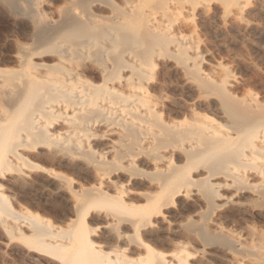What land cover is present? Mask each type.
<instances>
[{
  "label": "bare ground",
  "instance_id": "6f19581e",
  "mask_svg": "<svg viewBox=\"0 0 264 264\" xmlns=\"http://www.w3.org/2000/svg\"><path fill=\"white\" fill-rule=\"evenodd\" d=\"M246 2L0 0L25 21L0 57V178L102 224L66 264H264V99L193 31ZM31 222L30 247H62Z\"/></svg>",
  "mask_w": 264,
  "mask_h": 264
},
{
  "label": "rangeland",
  "instance_id": "374dc122",
  "mask_svg": "<svg viewBox=\"0 0 264 264\" xmlns=\"http://www.w3.org/2000/svg\"><path fill=\"white\" fill-rule=\"evenodd\" d=\"M11 15L0 3L2 59L9 54L8 33L17 36V28L25 25L24 20L15 22L16 17ZM237 21L239 25L219 15L206 19L195 17L193 31L199 40L203 66L209 68L212 63L228 68L244 88L263 100L264 0H247ZM16 39L22 41L19 37ZM174 79L171 77L170 81ZM166 91L175 92L172 86L166 87ZM0 183V195L5 200L0 204V264L70 263L79 256L71 245L75 242L76 232L100 239L102 224L96 219L90 218L85 222L75 219L56 199L40 197L34 187L21 185L9 172L2 174ZM30 219L49 226L54 233L48 237L61 243L62 247L54 248L52 254L30 247L27 240L34 230ZM145 242L156 251H165L167 248L166 243L155 241L151 236Z\"/></svg>",
  "mask_w": 264,
  "mask_h": 264
}]
</instances>
